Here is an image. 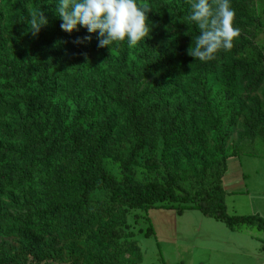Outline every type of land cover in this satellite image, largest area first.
Here are the masks:
<instances>
[{
	"label": "rangeland",
	"instance_id": "rangeland-1",
	"mask_svg": "<svg viewBox=\"0 0 264 264\" xmlns=\"http://www.w3.org/2000/svg\"><path fill=\"white\" fill-rule=\"evenodd\" d=\"M39 2L57 6L58 0H0V211L6 215L0 219V264L23 248L14 231L17 220L43 206L45 182L57 168L70 158L85 161L83 143L95 145L96 132L110 130L106 152L135 155L139 165L132 173L138 180L149 173L145 165L162 162L176 170L177 182L186 190L191 183L186 176L217 160L226 163L231 183L239 182L238 162L245 155L229 157L234 150L264 156V94L262 86L251 90L249 84L251 65L264 69V0H230L240 35L230 51H219L202 68L187 55L199 30L187 19V0H145L152 8L149 36L135 47L125 41L110 50L97 47L98 33L79 26L70 34L62 31L61 20L47 19L34 37L27 19L38 12ZM86 35L90 41L73 43ZM145 60L161 63L160 68L144 71ZM242 64H247L246 72ZM128 98H134L140 111L177 117L179 142L164 150L158 140L153 150L132 152L135 141L125 131L128 113L123 104ZM103 165L119 179L118 163L105 158ZM248 169V195H227L226 211L264 218V176L255 177L253 167ZM94 196L101 198L104 192ZM147 218L155 236H144ZM116 219L117 214L97 217L79 238L60 230L28 232L36 247L24 251L21 263L107 264L96 235ZM126 224L127 240L136 241L141 252L140 264H161L160 259L165 264H264L261 231L241 226L235 236L198 211L129 209Z\"/></svg>",
	"mask_w": 264,
	"mask_h": 264
},
{
	"label": "trees",
	"instance_id": "trees-1",
	"mask_svg": "<svg viewBox=\"0 0 264 264\" xmlns=\"http://www.w3.org/2000/svg\"><path fill=\"white\" fill-rule=\"evenodd\" d=\"M38 4V11L42 10L48 20H60L55 4L45 2ZM198 35L199 30L194 31V39ZM80 51L84 52L87 49L81 48ZM199 61L196 59L194 62L197 68L208 65V62ZM160 65L159 62L145 60L144 71L158 69ZM251 66L252 80L250 79L249 83L251 90L262 86L264 94V69H260L256 63ZM247 69V64H242L241 70L246 72ZM123 104L128 113L125 131L135 141L132 152L145 148L153 150L158 140H162L164 150L179 142L181 128L178 126L177 117L168 118L162 114L158 116L152 109L140 111L135 106L134 98L126 99ZM261 121L264 123V115ZM109 135L110 130L94 133L95 145L83 143L87 148L85 161L70 158L45 182L43 206L30 211L22 220H17L18 227L14 231L21 237L23 248L11 253V260L7 264H22L21 261L25 259L24 251L32 252L36 247L35 240L29 238L28 232L47 234L60 230L69 238H79L84 230L95 224L97 217L113 214H117V219L96 235L106 263L140 264L142 255L136 241L126 238V216L129 209L144 212L150 209L175 210L179 214L186 210H194L222 223L230 232L245 226L264 233V218L260 215L227 213L221 182L226 172V163L223 160L204 164L199 173L186 176L185 180L191 182L188 190L178 184L176 170L162 162L145 165L149 173L138 180L132 173V168L139 165L135 155L124 157L105 151ZM260 135L264 136L263 132ZM240 155L264 158L254 153H240L238 149L229 157ZM105 158L119 164V179L107 173L103 165ZM21 175L18 173L16 177L20 178ZM97 191L104 192V196L101 198L94 196ZM5 217V213L0 211V219ZM147 219L149 226L144 236H155L150 220ZM35 255L38 257V254ZM125 255H128V259L123 258ZM160 261L161 264H165L162 259Z\"/></svg>",
	"mask_w": 264,
	"mask_h": 264
},
{
	"label": "clouds",
	"instance_id": "clouds-1",
	"mask_svg": "<svg viewBox=\"0 0 264 264\" xmlns=\"http://www.w3.org/2000/svg\"><path fill=\"white\" fill-rule=\"evenodd\" d=\"M191 12L187 17L199 29L195 46L189 47L187 55L201 62L216 58V53L230 51L233 41L240 35L234 27L235 11L230 0H187ZM56 12L62 21L60 28L66 33L78 31L98 33V48L127 42L128 47L137 46L149 36L148 13L152 11L145 0H58ZM27 19L28 31L35 37L48 21L44 12H33ZM91 36L77 37L74 44L90 41Z\"/></svg>",
	"mask_w": 264,
	"mask_h": 264
},
{
	"label": "crops",
	"instance_id": "crops-1",
	"mask_svg": "<svg viewBox=\"0 0 264 264\" xmlns=\"http://www.w3.org/2000/svg\"><path fill=\"white\" fill-rule=\"evenodd\" d=\"M252 158L253 159H251L250 157H246V156L242 157L241 156V158H240V160L238 162V165L241 168V170H239V177H240L241 180L239 182L237 180H235L236 184L233 185L231 183L232 180H233V177H230V176L226 177V172L224 173L221 182H222V188H223L224 193H225V197L227 195H229V194H240V195H243V196H247L248 195V190L245 188V185H246L247 180L249 182V178L245 179V176H246L247 171H249V169H248L249 167H251V168L253 167V169H251V171H252L251 173L253 174V176H255V177L258 176V178L264 176V160H259V159H256L254 157H252ZM256 160L262 161V162L259 164V162H256ZM254 164H259L260 166L258 168H255ZM226 171H227V165H226ZM247 185H248V183H247ZM150 210H148L147 213ZM167 212L169 213V211H167ZM249 229H255V228H249ZM239 232H241V228H240V230H237V231L232 232V233L235 234V236H236V235H238ZM248 236H251V237L248 238V240H251L254 237L252 232H249ZM263 241H264V238L262 240V246H261L262 249L264 250V248H263L264 247V242ZM232 246L233 247L236 246V243L232 244Z\"/></svg>",
	"mask_w": 264,
	"mask_h": 264
}]
</instances>
